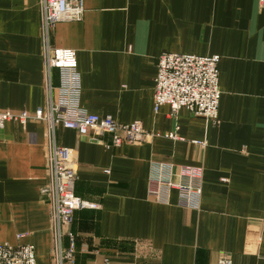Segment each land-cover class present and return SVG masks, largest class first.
<instances>
[{
	"label": "crops",
	"instance_id": "0c3cea01",
	"mask_svg": "<svg viewBox=\"0 0 264 264\" xmlns=\"http://www.w3.org/2000/svg\"><path fill=\"white\" fill-rule=\"evenodd\" d=\"M83 2L82 19L51 35L53 46L77 51L81 105L177 138L107 147L109 135L56 128V143L76 153L77 195L100 204L74 214V264H264V0ZM165 51L221 56L218 123L155 110ZM47 79L40 0H0V109L45 107ZM50 83H59L56 68ZM52 139L40 120L0 129V243L34 244L37 264H55ZM160 163L173 182L201 186L190 206L177 189L153 197Z\"/></svg>",
	"mask_w": 264,
	"mask_h": 264
},
{
	"label": "built area",
	"instance_id": "2783aa9c",
	"mask_svg": "<svg viewBox=\"0 0 264 264\" xmlns=\"http://www.w3.org/2000/svg\"><path fill=\"white\" fill-rule=\"evenodd\" d=\"M40 5L49 89L48 101L45 107H38L34 112L0 109V129L8 121L26 125L30 120H40L48 124L53 135L49 167L52 178L50 194L55 237L54 259L55 264H74L76 236L70 229L74 214L84 208H100V204L76 194L78 171L76 153L73 148L56 143L54 139L56 128L58 126L75 128L80 134L90 135L94 140H98L99 136L109 135L110 141L105 142L107 147H117L124 143L140 145L157 136L177 138V134L175 132L161 134L147 130L140 120L120 123L111 115L91 113L83 107L80 103L82 83L78 70L77 51L53 46L51 35L58 23L82 19L85 12L84 2L83 0H40ZM220 60L221 56L218 54L198 55L168 51L161 53L158 57L155 77V110L157 111L162 105H169L172 113L176 115L179 110L186 108L196 116L218 123L222 93L219 82ZM54 68L59 70L57 85L50 83ZM171 168V165L159 164L156 185L151 188V193L160 201L163 199L162 191L177 189L180 193V203L190 206L192 197L199 198L201 195V186L173 182L169 173L165 172L166 169L170 172ZM25 236L26 233H21L18 238L22 239ZM65 237L69 240L68 246L64 244ZM0 264H37L35 245L28 242L0 243ZM218 264H232V261L229 257H221Z\"/></svg>",
	"mask_w": 264,
	"mask_h": 264
},
{
	"label": "rangeland",
	"instance_id": "374dc122",
	"mask_svg": "<svg viewBox=\"0 0 264 264\" xmlns=\"http://www.w3.org/2000/svg\"><path fill=\"white\" fill-rule=\"evenodd\" d=\"M222 91V90H221ZM221 95H222V93H221ZM221 100V99H220ZM64 146V145H63ZM108 170L106 169V172H107ZM75 188H76V186H75ZM77 194V193H76Z\"/></svg>",
	"mask_w": 264,
	"mask_h": 264
}]
</instances>
